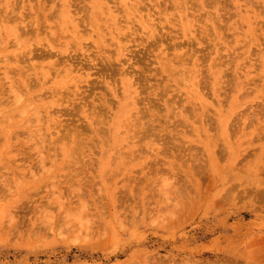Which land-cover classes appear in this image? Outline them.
I'll return each instance as SVG.
<instances>
[{"label":"rangeland","instance_id":"obj_1","mask_svg":"<svg viewBox=\"0 0 264 264\" xmlns=\"http://www.w3.org/2000/svg\"><path fill=\"white\" fill-rule=\"evenodd\" d=\"M3 233L0 264H264V0H0Z\"/></svg>","mask_w":264,"mask_h":264},{"label":"bare ground","instance_id":"obj_2","mask_svg":"<svg viewBox=\"0 0 264 264\" xmlns=\"http://www.w3.org/2000/svg\"><path fill=\"white\" fill-rule=\"evenodd\" d=\"M209 31H207V33H208ZM199 67V64L197 63V62H193L192 64H190V66L188 67L190 70H191V72H195V70L198 72L199 70H197V68ZM200 69V68H199ZM201 70V69H200ZM219 70L220 71H225L221 66H220V68H219ZM219 70H216V69H213V71H209V72H207V73H209L211 76H215V74L219 71ZM202 72V71H201ZM198 73H200V72H198ZM203 75V74H202ZM208 75V74H207ZM237 81H239L240 83H243V82H246V81H250V80H252V79H250V77L247 79V80H244V81H240V79H237V78H235ZM215 82L217 83L218 82V80L216 79V77H215ZM215 82H214V86H217L216 84H215ZM19 97V96H18ZM17 97V98H18ZM218 97V96H217ZM256 118H258V116L256 115V114H254L253 115V117H252V119L250 120V124L252 125V123H253V125L252 126H254V123H256L257 125L259 124L260 125V120L259 119H257V120H255ZM129 119H130V117H124V120H122V122H124V123H126V122H128L129 121ZM250 125V126H251ZM130 128H132V126H130ZM262 129V128H261ZM257 130H260L259 128L257 129ZM70 150L72 151V147H70ZM76 150H74V151H72L73 153L75 152ZM174 153H175V151H173ZM171 154H173V153H171ZM60 207H61V204H60ZM15 229H17V228H15ZM12 231H13V229H12ZM20 232H18V234H19ZM7 234V233H6ZM6 234H0L1 235V237H3L2 235H6ZM17 234V233H16ZM12 236V237H14L15 238V233H14V236H13V234L12 233H10L9 234V236ZM18 237H19V235H18ZM11 238V237H10ZM19 239H20V237H19ZM16 240H18V238H17V236H16ZM21 240V239H20ZM19 241V240H18ZM21 241H23V240H21Z\"/></svg>","mask_w":264,"mask_h":264}]
</instances>
